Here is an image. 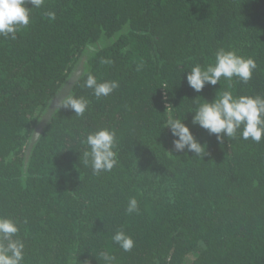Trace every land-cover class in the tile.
Masks as SVG:
<instances>
[{
  "label": "trees",
  "instance_id": "16d2710c",
  "mask_svg": "<svg viewBox=\"0 0 264 264\" xmlns=\"http://www.w3.org/2000/svg\"><path fill=\"white\" fill-rule=\"evenodd\" d=\"M30 19L17 39L0 36V217L17 221L24 264H105L102 252L112 264H264V138L221 144L189 113L218 90L264 96V0H44ZM219 48L254 59L252 79L195 92L187 71L214 64ZM86 54L71 95L88 110L59 108L26 163L42 114ZM89 74L119 87L97 99ZM169 114L186 115L205 156L174 151ZM101 128L116 132L118 163L97 176L80 155ZM119 230L131 251L113 242Z\"/></svg>",
  "mask_w": 264,
  "mask_h": 264
},
{
  "label": "clouds",
  "instance_id": "9594fccd",
  "mask_svg": "<svg viewBox=\"0 0 264 264\" xmlns=\"http://www.w3.org/2000/svg\"><path fill=\"white\" fill-rule=\"evenodd\" d=\"M44 0H0V36L17 39L16 33L21 28H26L31 22V9L40 8ZM31 4L28 8L26 5ZM49 18L54 19L55 13L48 12ZM214 64L205 67L197 64L187 71V84L197 93L203 91L206 85H220L221 79L231 83L236 81L248 84L257 69V64L252 58H245L235 51L219 48L215 52ZM101 63H111L102 60ZM84 87L92 90L93 95L99 99L108 97L119 87L117 81L98 82L97 78L89 74L84 81ZM219 96L208 102L203 99L195 108L192 125L205 130L209 135H215L218 143H223L225 138L235 140L237 138L262 142L264 138V96L234 95L232 90H218ZM216 92V93H217ZM201 97L192 100L194 103ZM61 109H71L76 116H83L89 108V101L83 97L69 95L59 104ZM174 108L171 104L166 106V112ZM183 119L169 114L164 122L170 130L172 145L175 152L194 153L195 156L207 154L206 145H202ZM87 149L80 155V163L90 167L94 175L111 172L117 165V153L115 151L117 138L116 132L108 128H101L87 134L82 141ZM170 153V152H169ZM128 214L138 212V202L133 197L128 201L126 209ZM20 228L17 221L0 217V264H24L25 244L19 237ZM112 240L123 251L129 252L134 247V240L123 230L117 231ZM105 264H112L114 257L102 252Z\"/></svg>",
  "mask_w": 264,
  "mask_h": 264
},
{
  "label": "water",
  "instance_id": "95a60500",
  "mask_svg": "<svg viewBox=\"0 0 264 264\" xmlns=\"http://www.w3.org/2000/svg\"><path fill=\"white\" fill-rule=\"evenodd\" d=\"M92 50H94V48ZM88 56L89 55L86 54L82 57L81 61L79 62L75 70H73V72L69 76L68 80L65 82V84L62 86V88L57 93L56 97L53 99V101L50 103L48 108L42 114L41 119L28 145L26 163L30 159L32 150L34 146L36 145V143L38 142V140L40 139V136L44 132L46 126L49 124V122L52 120L57 110L60 108L59 107L60 102L64 100L66 97H68L69 95H71L77 82L84 74L86 70V63L88 60Z\"/></svg>",
  "mask_w": 264,
  "mask_h": 264
}]
</instances>
